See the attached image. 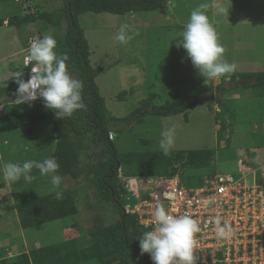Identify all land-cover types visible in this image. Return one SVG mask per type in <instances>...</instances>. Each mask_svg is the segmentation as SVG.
<instances>
[{"label": "rangeland", "instance_id": "rangeland-1", "mask_svg": "<svg viewBox=\"0 0 264 264\" xmlns=\"http://www.w3.org/2000/svg\"><path fill=\"white\" fill-rule=\"evenodd\" d=\"M62 2V0H32V5L42 12L51 13L61 9ZM165 4V14L149 12L116 16L105 13H84L78 18L79 27L90 49L91 68L99 72L95 85L100 97L113 116L124 118L146 104L150 97L152 100L149 108L159 107L179 97L192 94L198 87L210 86L211 90L200 96L195 108L188 113L167 118L147 117L144 125L137 128L139 132L144 131V136L154 142L152 150L162 151L159 148L161 132L175 126V147L170 152L213 151L215 163L209 171L238 179L242 176L239 173L241 167L238 164L239 158L250 164L253 162L250 159L251 150L255 144L263 143L258 142V136L264 131L261 124L264 121V95H262L264 91L244 89L246 82L241 83L239 76L233 82L232 76L264 72V0H167ZM201 4L208 5L206 14L217 31L219 42L226 49L224 59L235 66V71L228 76L205 78L193 66L186 50L177 47L176 41L181 39L180 33L188 22L190 13ZM22 7L23 2L20 1L0 0V20L21 13ZM218 7L228 11L220 13ZM5 24L4 22L3 25ZM122 24H127L130 32L138 33L126 45H121L115 39V34ZM65 27L66 22L63 20L59 28L48 27L47 35L60 36L64 33ZM42 28L43 24L40 22L22 31L7 26L0 27V82L13 78L15 73L11 71L23 69V57L26 52L19 55L18 53L23 50L26 39L28 37L34 39ZM219 98L222 99L221 108L217 104ZM7 101L0 102V117L2 106L7 104ZM224 109L228 111L224 112ZM218 112L230 113L233 118L218 122V117L223 116V114L218 116ZM122 127L123 124L118 129H123ZM133 129L135 133L138 131L136 127ZM126 138L123 140L124 146H121L123 148L132 143L130 136ZM2 140L4 141L0 142V165L6 162L14 163L17 159L22 163L30 160L20 148H17L22 147L26 141L20 143L14 141L12 145L15 146L11 148V145H6L10 141ZM21 140L22 138L19 141ZM255 140L258 141L254 142ZM37 145L27 144L24 147L30 151L31 147L37 148ZM139 148L141 151L150 150L148 147ZM38 149L41 150L31 151L35 152L34 156L41 154L42 148L38 147ZM7 151L12 155L9 161L4 159ZM89 152L95 154L97 148L90 145ZM256 155L258 154H253V157H257ZM255 163L250 164L251 169L264 173L263 168ZM119 174L122 176L120 171ZM192 174L194 178L191 185L184 184L182 181L184 176L179 175L182 186L196 187L199 176H205L203 173ZM247 180L249 184L252 183L251 176ZM256 182L264 184L259 173L256 174ZM29 185L30 189L36 190L37 195L55 193L50 179L44 180L41 176H37L34 185L31 183ZM14 187L17 186H9L4 181L0 172V245L2 246L5 245L4 241L9 235H12L17 242L25 240L31 248L34 247V242L38 243L39 247H48L76 239L78 249L84 250L92 244L88 234L89 229L108 224L112 220L111 207L102 208L99 205L86 178L77 181L62 178L63 191L75 189L72 200H75L78 215L24 230L19 228L18 217L13 210L15 203L22 204L21 199L17 197L16 200L13 197L12 191L16 189ZM27 187L23 186L24 189ZM132 203L133 201L128 198L121 201L123 208L126 205L132 206ZM2 256L7 258V253ZM79 264H98V262L92 258L88 262Z\"/></svg>", "mask_w": 264, "mask_h": 264}, {"label": "trees", "instance_id": "trees-1", "mask_svg": "<svg viewBox=\"0 0 264 264\" xmlns=\"http://www.w3.org/2000/svg\"><path fill=\"white\" fill-rule=\"evenodd\" d=\"M13 2L27 3L29 0H12ZM62 8L56 12H42L38 8L33 14L22 12L1 19L0 27L7 22V27L22 31L33 26L36 22L43 24V28L35 36L47 35L48 27L59 28L65 20L66 27L60 36H53L57 40L56 53L60 56L66 55L69 74L84 84L82 92L85 107L73 113L71 117L57 118L53 110L44 107L42 99L32 102V106L15 104L18 84L14 78L0 82V102L7 101L2 109L0 117V142L10 141L7 146L13 148L15 142H23L20 148L30 160L42 161L48 157H55L60 167L58 174L62 178L80 180L86 178L96 195L97 202L102 208L111 207L112 220L108 224L95 226L89 229L91 246L84 250L77 247V240H66L61 244L32 249L30 252L22 253L14 258L2 259L0 264H79L88 262L92 258L98 264H153L150 255L141 254L139 238L144 232L135 219L125 216L122 199L127 198V193L118 178V172L127 178H173L177 174L183 175V183L191 185L195 174L199 176L197 185L209 176L215 175L209 171L215 163V156L210 150H192L170 152L164 155L162 151L152 150L154 142L144 136V131L137 127L144 125L147 117H175L193 110L198 98L207 91L210 86L196 88L192 94L179 97L173 102H167L163 106L150 107V97L141 108H137L124 118L113 116L106 108L105 101L100 97L95 79L99 72H95L90 65V49L83 31L79 27L78 18L84 13L111 14L124 16L135 13L158 12L165 14V0H62ZM32 5V0H31ZM38 12V14H37ZM184 29V27H183ZM35 37V38H36ZM17 70L22 71L23 80H27L30 68ZM17 71H11L16 73ZM240 77L241 83L246 82L244 89H260L264 91V72L235 74L234 79ZM235 90V89H234ZM256 91V90H255ZM260 96L264 95L262 93ZM235 93V92H233ZM221 100L217 104L221 108ZM225 110V109H224ZM228 110H225L226 112ZM218 112V122L226 118H233L230 113ZM264 121L261 123L263 124ZM123 124V129H118ZM133 124L132 126H129ZM129 126V127H128ZM134 127L138 130L136 133ZM223 130V128H221ZM225 129V128H224ZM113 133V140L108 136ZM121 136V137H120ZM130 136L132 143L123 148V140ZM262 144H255L256 148H264V133L259 136ZM20 138H22L21 141ZM119 143L117 146L115 144ZM27 144L37 145L42 148L41 154L34 153L41 150L30 148L26 150ZM44 144V145H41ZM5 145V144H4ZM97 148L95 154L89 152V146ZM139 147H148L149 151L140 150ZM46 148V149H44ZM15 150H19L14 148ZM32 150H36L32 153ZM10 151L5 152V160H11ZM14 163L22 164L19 159ZM177 166V168H176ZM187 172H189L187 174ZM186 174V175H185ZM31 175L35 184L37 176L49 180L50 176L41 175L39 170L33 169ZM203 176V175H202ZM16 188L12 192L13 197L21 199L22 204L15 203L18 223L24 230L44 226L55 221L77 216L78 209L72 195L75 189L63 191V198L57 200L55 193L42 195L34 189H30L29 183L23 178L12 184ZM23 186H28L26 189ZM77 190V189H76ZM78 192V190H77ZM27 193V194H24ZM24 198L26 200H24ZM87 201L89 199L86 196ZM17 200V199H16ZM78 203V201H77ZM0 257L2 252L0 250Z\"/></svg>", "mask_w": 264, "mask_h": 264}, {"label": "clouds", "instance_id": "clouds-1", "mask_svg": "<svg viewBox=\"0 0 264 264\" xmlns=\"http://www.w3.org/2000/svg\"><path fill=\"white\" fill-rule=\"evenodd\" d=\"M207 7V4H201L190 13L189 20L180 33L181 39L176 44L186 50L187 57L202 76L208 79L221 78L232 74L235 66L224 59L226 49L219 42L217 31L209 21L205 11ZM218 11L224 13L228 10L218 7ZM135 35L138 33L130 32L129 26L122 24L115 39L121 45H126ZM56 47L57 40L50 34L38 35L28 40L22 51L26 52L23 68L30 69L26 81L21 78L22 71L14 74L13 78L18 84L14 102L17 105H29L42 99L45 108L53 110L57 118L63 119L85 107L82 98L84 84L69 74L66 65L68 57L58 55ZM175 131V126H172L161 132L159 148L164 155H168L175 147ZM111 135L112 133L108 136L110 141L114 136ZM59 167L53 156L42 161L27 160L22 164L6 162L0 165V172L4 181L11 186L21 178L31 183L34 179L31 173L35 168L41 175L50 176L55 197L60 200L63 198V189L62 177L58 174ZM154 221V230L144 232L139 238L141 254H149L153 264H197L194 250L197 245L196 234L201 230L197 220L187 213L174 216L162 204H158L154 211ZM214 224L219 238L228 239L232 235L231 226L226 222L222 224L219 216L215 218Z\"/></svg>", "mask_w": 264, "mask_h": 264}, {"label": "built area", "instance_id": "built-area-1", "mask_svg": "<svg viewBox=\"0 0 264 264\" xmlns=\"http://www.w3.org/2000/svg\"><path fill=\"white\" fill-rule=\"evenodd\" d=\"M238 162L240 178L215 174L197 187L182 186L179 174L173 178H126L119 174L127 198L133 201L132 206L123 208L124 215L133 217L146 232L152 231L155 208L162 204L174 216L187 213L197 220L201 229L194 250L197 264H264V184L256 182V174L263 173L248 169L242 160ZM217 216L232 228L228 239L216 234Z\"/></svg>", "mask_w": 264, "mask_h": 264}, {"label": "crops", "instance_id": "crops-1", "mask_svg": "<svg viewBox=\"0 0 264 264\" xmlns=\"http://www.w3.org/2000/svg\"><path fill=\"white\" fill-rule=\"evenodd\" d=\"M235 1V0H233ZM26 3H24L23 5H25ZM24 7V6H23ZM22 7V8H23ZM6 23V22H5ZM4 24V23H3ZM4 26H7V23L5 25H3L2 27ZM28 40H29V37L26 39L25 43L23 44V50L26 48L27 46V43H28ZM22 49L19 51L18 55L23 51ZM236 94V92H235ZM239 97V95H236ZM263 128H264V123H263ZM264 130V129H262ZM264 133V131H262ZM255 150H258V152H253ZM251 152H253V154H258L256 155L257 157H253V154H251ZM250 152V159H252L253 162H251L250 164H253L255 162H257L258 164V167L261 166V168L264 169V148H256V147H253V149L251 150ZM247 153V152H246ZM260 153V154H259ZM262 154V157H260V155ZM239 160H242L241 157L239 158ZM243 163H245V166L246 167H249V168H252L251 165L246 161H243ZM256 164V163H255ZM261 178H263L264 180V173L263 175H261ZM19 225V223H18ZM19 228H20V225H19ZM5 242V245L2 246L0 245V250L2 252V255L4 253H7V258L2 256L0 258L2 259H10V258H14L22 253H28L30 252L32 249H39L41 247H39L40 245L36 242L33 243V248H31L29 246V243H26L25 240H21L20 242H17L12 235H9V237L4 241ZM29 242V241H27ZM6 256V255H5Z\"/></svg>", "mask_w": 264, "mask_h": 264}, {"label": "flooded vegetation", "instance_id": "flooded-vegetation-1", "mask_svg": "<svg viewBox=\"0 0 264 264\" xmlns=\"http://www.w3.org/2000/svg\"><path fill=\"white\" fill-rule=\"evenodd\" d=\"M24 7L22 8V12H23V14H33V12H35L36 11V7L34 6V5H28V6H26V4L25 5H23Z\"/></svg>", "mask_w": 264, "mask_h": 264}, {"label": "water", "instance_id": "water-1", "mask_svg": "<svg viewBox=\"0 0 264 264\" xmlns=\"http://www.w3.org/2000/svg\"><path fill=\"white\" fill-rule=\"evenodd\" d=\"M28 5H31V0H29V2H27L26 6H28ZM37 14H38V12H37Z\"/></svg>", "mask_w": 264, "mask_h": 264}]
</instances>
